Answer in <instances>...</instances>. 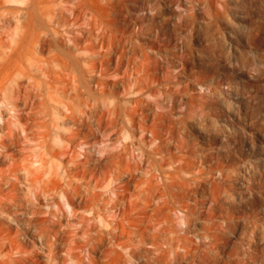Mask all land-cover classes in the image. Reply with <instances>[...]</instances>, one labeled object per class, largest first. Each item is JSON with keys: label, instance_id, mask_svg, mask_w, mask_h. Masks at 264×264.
I'll return each instance as SVG.
<instances>
[{"label": "clouds", "instance_id": "clouds-1", "mask_svg": "<svg viewBox=\"0 0 264 264\" xmlns=\"http://www.w3.org/2000/svg\"><path fill=\"white\" fill-rule=\"evenodd\" d=\"M257 137L264 0H0V264H264Z\"/></svg>", "mask_w": 264, "mask_h": 264}, {"label": "rangeland", "instance_id": "rangeland-1", "mask_svg": "<svg viewBox=\"0 0 264 264\" xmlns=\"http://www.w3.org/2000/svg\"><path fill=\"white\" fill-rule=\"evenodd\" d=\"M251 128L249 129V133L251 135ZM58 142L61 139V137H58ZM262 140L261 138H256L255 147H253L251 141L244 143L241 148V152L237 153L235 156H212L201 163L204 165V172L200 173V176H204L208 170L209 167L211 168H219L223 167L227 170V175L229 176V179L226 180V184L228 186H234L236 183V180L238 179L240 175L239 165L243 163L244 161H247V166H250L251 171L248 174L249 177L258 178V172L264 171V148H261ZM244 181H241V184H243ZM197 187L189 189L190 192L196 193L197 197L201 193H204L208 196V200L206 202L207 206L211 208L212 215L214 217L222 216L223 209L219 205V202L216 204L212 203V194L213 189L215 185L212 184L211 176H207L206 179H198L197 180ZM134 189H130L129 191H132ZM63 211L65 214V220L62 222H68V220L75 216L76 213L82 212L83 210L80 208H74L70 202L63 203ZM99 222H102V219L100 217L97 218ZM227 226V225H225ZM36 247H40L41 241L35 240L34 241ZM35 261H40L44 259V253H37L34 254Z\"/></svg>", "mask_w": 264, "mask_h": 264}]
</instances>
